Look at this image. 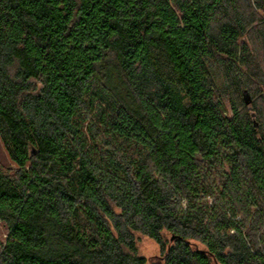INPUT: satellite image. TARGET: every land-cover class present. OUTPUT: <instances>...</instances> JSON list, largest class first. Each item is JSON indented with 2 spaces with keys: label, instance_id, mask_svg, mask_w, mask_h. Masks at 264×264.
I'll use <instances>...</instances> for the list:
<instances>
[{
  "label": "trees",
  "instance_id": "16d2710c",
  "mask_svg": "<svg viewBox=\"0 0 264 264\" xmlns=\"http://www.w3.org/2000/svg\"><path fill=\"white\" fill-rule=\"evenodd\" d=\"M0 139V264H264V0H0Z\"/></svg>",
  "mask_w": 264,
  "mask_h": 264
},
{
  "label": "rangeland",
  "instance_id": "374dc122",
  "mask_svg": "<svg viewBox=\"0 0 264 264\" xmlns=\"http://www.w3.org/2000/svg\"><path fill=\"white\" fill-rule=\"evenodd\" d=\"M230 106L228 105V108ZM230 114V113H229ZM0 168L5 173L13 172L16 167L9 158V155L0 139ZM9 237V229L6 223L0 221V244H4ZM139 253L146 258H153L160 254V247L154 241L146 237H140L138 242Z\"/></svg>",
  "mask_w": 264,
  "mask_h": 264
},
{
  "label": "water",
  "instance_id": "95a60500",
  "mask_svg": "<svg viewBox=\"0 0 264 264\" xmlns=\"http://www.w3.org/2000/svg\"><path fill=\"white\" fill-rule=\"evenodd\" d=\"M244 100H245L246 105H249L252 102L251 96L248 92L244 93Z\"/></svg>",
  "mask_w": 264,
  "mask_h": 264
}]
</instances>
